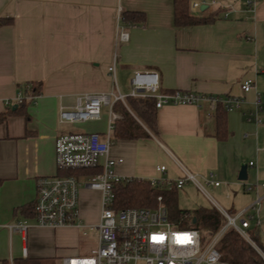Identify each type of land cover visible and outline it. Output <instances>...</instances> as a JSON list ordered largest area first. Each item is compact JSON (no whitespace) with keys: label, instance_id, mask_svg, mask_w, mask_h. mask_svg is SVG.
Segmentation results:
<instances>
[{"label":"crops","instance_id":"crops-1","mask_svg":"<svg viewBox=\"0 0 264 264\" xmlns=\"http://www.w3.org/2000/svg\"><path fill=\"white\" fill-rule=\"evenodd\" d=\"M188 1L192 15L218 12V18L208 25L176 27L173 0H0V18L12 20L0 27V114L17 107L6 102L13 103L19 91L42 85L24 115L0 124V264L51 258L60 264L64 258L83 256L87 233L93 242L85 255L96 247L97 232L91 228L99 220L101 195L86 187L79 190L85 228H32L23 239L3 226L33 220L27 208L35 201L37 179L57 175V136L107 133L96 121L59 124L60 109L72 108L85 94H128L136 70L157 72L162 92L239 97L245 103L241 111L226 113L228 135L223 141L215 137L214 110L206 102L200 108L168 105L156 110V133L143 127L148 138L114 140L111 135L110 156L123 160L115 167L117 176L175 180L182 167L203 180L212 174L215 186L234 189L241 166L254 162L255 167H247L248 184H264V124L246 122L243 115L264 93V0H252L253 10L248 0ZM194 3L199 9H192ZM124 12L144 13L146 21L123 24ZM118 27L127 31V42L117 39ZM246 79L253 80L254 88L244 94L240 84ZM117 114L118 122L122 116ZM160 166L164 174L157 172ZM243 192L240 210L254 200ZM226 196L230 198L228 192Z\"/></svg>","mask_w":264,"mask_h":264},{"label":"built area","instance_id":"built-area-1","mask_svg":"<svg viewBox=\"0 0 264 264\" xmlns=\"http://www.w3.org/2000/svg\"><path fill=\"white\" fill-rule=\"evenodd\" d=\"M211 4L215 5V2ZM246 5L253 10L255 4L248 0ZM201 5L194 3L192 9ZM119 19H121L119 17ZM128 33L122 27L117 28V39L128 41ZM108 71L114 73V65ZM129 92L85 94L76 99L72 108H61L59 124H83L98 121L102 108L108 109V126L105 137L99 133H68L57 136L55 140V163L57 170H97V173L76 176L40 177L36 181V197L33 204V220H19L3 227L10 234H19L25 239L32 228L58 230L62 228H85L79 217V190L86 187L101 195V212L97 224L91 229L97 232V244L87 255L64 258L60 264H226L220 259L218 242L223 234L232 229L244 240L254 244L248 236V229L260 227V204L264 200V184L244 186V195H253L254 200L247 207L234 215L228 214L214 201L213 207L225 219L224 225L210 237L201 248L202 237L196 229L184 228L168 219L167 210L158 198L154 209L129 208L116 210L113 207V187L127 178L116 175L115 167L123 162L121 158L110 156L113 145L111 139L114 123L120 119L113 106L121 103L128 111L127 102L153 103L154 110L168 105H190L200 108L206 102L213 110L220 105L226 113L241 111L244 98L202 96L192 92L160 90L159 75L155 71L136 70L129 82ZM254 88V82L246 79L241 82L240 90L246 94ZM31 86L17 93L13 103L33 101ZM246 122L264 124V93L258 94L253 101L252 110L243 112ZM247 167H255L249 162ZM180 177L168 180L164 177L149 180L151 186H174L178 191L187 184L193 185L200 192H205L197 176L182 167ZM164 166L157 167V172L164 174ZM204 184L213 186V175L206 178ZM26 253V250H23Z\"/></svg>","mask_w":264,"mask_h":264},{"label":"trees","instance_id":"trees-1","mask_svg":"<svg viewBox=\"0 0 264 264\" xmlns=\"http://www.w3.org/2000/svg\"><path fill=\"white\" fill-rule=\"evenodd\" d=\"M219 13L214 12L205 16H194L189 12L188 0H173V22L176 27H189L197 25H208L216 21ZM122 23L129 25H143L146 21L145 14L140 12H124ZM10 18H0V27L11 25ZM41 84L31 86L30 95L40 94ZM27 102L18 105L14 110H7L0 114V124H3L8 117L24 115ZM129 109L136 116V121L121 103L113 106L114 112L121 114L122 120L114 123L112 136L114 140H137L148 138L149 134L156 133V113L151 101L135 102L129 101ZM226 112L220 106L214 109L215 137L219 141L227 138ZM146 129H144V128ZM97 170H57V175L64 176H83L97 173ZM1 184V181H0ZM178 190L176 187H166L162 185L151 186L149 180H139L130 178L126 182H120L113 187V207L116 210L129 208L154 209L158 206V198H161L162 205L167 210L168 219L176 225L184 228L188 226L200 225L202 231L208 233V239L215 235L224 225L225 219L212 206L211 208H201L195 211L194 217L188 218V212L180 210L176 204ZM34 204V203H33ZM33 204L27 209L33 217ZM196 219L193 224L192 220ZM188 219L190 224L188 223ZM248 236L255 247L244 240L237 232L232 229L227 230L218 242L220 259L226 264H264V237L260 234V228L253 226L247 231ZM14 264H43L40 259H17Z\"/></svg>","mask_w":264,"mask_h":264},{"label":"rangeland","instance_id":"rangeland-1","mask_svg":"<svg viewBox=\"0 0 264 264\" xmlns=\"http://www.w3.org/2000/svg\"><path fill=\"white\" fill-rule=\"evenodd\" d=\"M128 103L129 102H127V106ZM129 111L131 112V109H129ZM107 113L108 110L106 108H102L101 118L100 120L96 121L97 122L96 126L99 129H101L104 133H106L107 131V125H106ZM131 114L133 113L131 112ZM263 140H264V135H263ZM261 165H264V155L262 156ZM248 172L250 173V169H248ZM197 180L203 185L205 192H200L193 185L187 184L186 186L183 187L182 190L177 192V198H176V204L178 208L180 210L188 212L189 213L188 218L191 219L194 217L196 210L201 208L203 209L211 208L213 206V204L210 202L211 200L214 201L216 204H218V206H220L230 215H234L238 213V211L244 205L245 199H243L242 197L244 186L248 185V182H250L251 180V176H249V179L245 182L237 181V187H235L234 189L231 187L226 188L224 186H215V185L207 186L204 184L203 179L198 175H197ZM258 184H262V183L260 182ZM227 192L230 194V198L229 196H226ZM259 192L261 195L264 194V190L262 189ZM81 201H82V197H81ZM260 218L261 221L264 220V200L260 204ZM188 223L190 224L189 219H188ZM188 228L196 229L200 232V235L202 237L201 248L203 249L204 244H206L207 241L210 239V238L204 239V237L208 236V233L203 232L200 225H194V226L190 225L188 226ZM92 242H93V238L89 233L83 235V255L87 253L84 252L85 248L89 247L92 244ZM43 264H59V263L56 259L51 258L47 261L43 260Z\"/></svg>","mask_w":264,"mask_h":264},{"label":"water","instance_id":"water-1","mask_svg":"<svg viewBox=\"0 0 264 264\" xmlns=\"http://www.w3.org/2000/svg\"><path fill=\"white\" fill-rule=\"evenodd\" d=\"M15 109V107L13 108ZM238 180L241 182H245L247 180V165L243 164L240 168L239 174H238ZM192 223L195 224L196 223V219L194 218L192 220Z\"/></svg>","mask_w":264,"mask_h":264}]
</instances>
